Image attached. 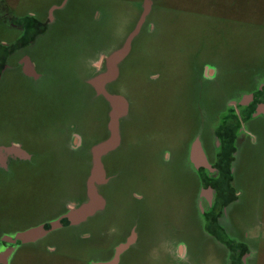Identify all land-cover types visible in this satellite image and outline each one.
<instances>
[{
    "label": "rangeland",
    "instance_id": "374dc122",
    "mask_svg": "<svg viewBox=\"0 0 264 264\" xmlns=\"http://www.w3.org/2000/svg\"><path fill=\"white\" fill-rule=\"evenodd\" d=\"M51 1L65 7L27 53L42 79L33 84L23 76L0 86V143L30 157L0 168V231L39 225L85 199L90 147L104 138L108 118L107 102L86 80L134 27L143 3L25 0L15 10L42 14ZM157 5L149 32L146 21L110 88L128 100L130 113L120 147L104 158V211L24 246L14 264H92L133 234L119 264H225L227 249L203 228L209 202L200 194L208 188L198 184L189 150L199 139L208 165L202 168L212 169L210 130L230 97L251 88L245 69L264 70V0H153ZM13 33L0 28V38ZM203 62L213 64L219 80H201ZM251 130L254 143L240 144L233 179L239 199L229 226L251 250L245 263L264 264V119Z\"/></svg>",
    "mask_w": 264,
    "mask_h": 264
},
{
    "label": "flooded vegetation",
    "instance_id": "af4514ba",
    "mask_svg": "<svg viewBox=\"0 0 264 264\" xmlns=\"http://www.w3.org/2000/svg\"><path fill=\"white\" fill-rule=\"evenodd\" d=\"M24 1L25 0H17V4L14 6L10 5L8 0H0V28L4 25L5 27H10L14 31L12 38H0V86L9 82L17 83L21 77L23 78V76L27 77L33 84L38 83L42 79L43 74L36 73V75H34L33 73H30L31 70L34 71L36 63L29 58L27 53L29 49L33 48L37 41L55 24L56 15L54 12L57 9L65 7L61 1L58 4L55 3L56 1H51L43 6L44 11L42 14L32 12L31 10L20 14L15 10V8L18 10V7H21ZM31 65H33V67ZM253 67L251 73L245 74L246 76H250L252 79L253 84L251 85V88H249L250 86L248 88L246 86L239 93L237 92L233 97H230L231 99L227 102L226 107L224 108L225 111L221 114L220 120L216 123L213 129L210 130L213 136V142L216 140V143L214 142V146H212L211 149V162H213L212 169H203L202 164L191 161V145L195 139L191 142L189 150V161L193 165V168L197 171L198 184L200 183V185H204L208 188L207 192H202L200 194L202 198L205 197L209 202L208 209L204 212V216H201L203 218V228L205 223H211L213 221L212 219L214 217L212 216V213L220 211L222 219H220V216L217 217L218 223L216 229L223 237L231 241L233 240L232 245L229 246L223 241V239L218 238L217 235L214 236V241L222 245L228 251L224 259L225 264H240L239 262H241V264H246L244 258L251 253V250H244L245 246L248 247L247 243H244L241 239H238L237 236L232 235L230 232L229 213H231L239 197L235 201L232 200L226 204H224L223 201L230 196L231 188L236 189V182L233 179L236 173V165L239 160L238 156L241 148L240 144H243V142H245L244 140H248L249 144L254 143V133L251 130L252 125L258 120L264 119V109H260L261 105H264V70L261 69L258 71L256 68L253 70ZM209 69L214 71L212 75L207 74ZM201 76L207 81H215L219 80L220 72H217V69H215L213 64L203 62ZM234 125H238L239 127L237 133L238 137L235 138L234 142H222L219 135L216 134L217 128L223 126V132L226 133L228 132V129ZM197 136L200 137L199 133ZM231 144L235 146L236 149L231 153V155H229L228 148ZM5 148L8 147H5L3 143H0V168L4 167L8 171L10 167L5 165L6 163H18L19 161L30 159L28 155H25L23 151H19L17 148L12 152H6ZM4 156H7L8 158ZM231 156L233 157V160L231 159ZM203 174L208 178V180H204ZM229 175H231V178L227 179ZM221 181L224 182L222 183ZM207 183H211V185L209 186ZM236 194L238 195V192H236ZM4 212L5 207L0 205V223L5 220L3 216ZM61 215L56 218L54 217L53 219H46L40 224H43L47 229H50V223L59 218ZM61 221L62 226L60 228L50 230L45 236L35 241L23 242L16 239V234L37 226L36 224L23 229L17 228L12 231H8V229L1 230L0 264H14V258L20 251L23 250L24 246H31L38 240L49 236L51 233L59 229L77 226L72 225L66 218L61 219ZM224 225H227L226 228ZM135 229L136 228L132 229L130 234ZM128 237L129 236L116 243L114 245V249ZM7 250L11 251L8 258L1 257V254ZM124 253L125 251L120 255L119 261ZM114 254L115 250L112 251L109 257L101 259L97 262H92V264L109 263L113 259ZM238 256H240V260H238ZM182 258H186V251L185 254L182 255ZM119 261L116 264H119Z\"/></svg>",
    "mask_w": 264,
    "mask_h": 264
},
{
    "label": "water",
    "instance_id": "95a60500",
    "mask_svg": "<svg viewBox=\"0 0 264 264\" xmlns=\"http://www.w3.org/2000/svg\"><path fill=\"white\" fill-rule=\"evenodd\" d=\"M152 8L153 0H143L142 11L134 27L129 31L122 43L104 57L102 66L97 69L96 73L86 80L93 88L95 96L102 97L107 102L108 120L106 125L107 132L104 138L90 147L89 173L85 183V199L79 205L69 207L59 218L53 220L50 223V229L40 224L17 233L16 239L23 242L35 241L45 236L50 230L60 228L62 226L61 219L63 218H66L72 225H79L90 217L104 211L106 199L101 193V188L107 185L110 180L105 168L104 158L120 147L122 142L121 122L130 113L128 100L121 94L112 91L109 85L119 79L123 63L131 54L134 41L139 37L143 25L152 12ZM30 73L36 75L33 70ZM260 109H264V105H261ZM15 149L13 146L5 148L6 152H12ZM205 160L201 142L199 139H195L191 145V161L199 162L208 167ZM135 239L136 235L133 234L120 243L115 249L111 262L104 264L118 263L120 255L135 242ZM10 253L11 251L7 250L1 254V257L8 258Z\"/></svg>",
    "mask_w": 264,
    "mask_h": 264
},
{
    "label": "trees",
    "instance_id": "16d2710c",
    "mask_svg": "<svg viewBox=\"0 0 264 264\" xmlns=\"http://www.w3.org/2000/svg\"><path fill=\"white\" fill-rule=\"evenodd\" d=\"M213 1V0H212ZM232 2V1H231ZM231 2H229V4L231 5ZM213 3V2H212ZM213 5V4H212ZM159 8V6L157 5V6H154V8H153V10H152V13L149 15V17H148V19H147V22H146V29H145V31H147V32H149V25H150V23H151V19H152V16H153V13H154V11L156 10V9H158ZM218 15V16H217ZM214 16H217V17H219V18H228L227 17V15L226 14H224V13H219V14H215ZM251 17H255L254 18V20L253 21H255V23L253 24V26L254 25H257V23H258V19H257V16H251ZM230 18L231 19H235V20H238V19H241L242 18V20L244 21V19H246L245 17H244V15L241 17L240 15L239 16H237L236 14H233V15H230ZM253 19V18H252ZM151 20V21H150ZM245 22H247V20L245 21ZM126 62V61H125ZM252 67H253V65H251V67H249L248 69H246L245 70V72L247 71V73H251V70H252ZM122 68H123V66H122ZM256 67L254 66L253 67V70L255 69ZM261 69H263V68H261ZM261 69H257L258 71H260ZM202 71V70H201ZM201 71H199V74H200V78H201V80L202 81H207V80H205V79H203V77L201 76ZM96 73V71L93 73V75ZM124 76V75H123ZM201 83V82H200ZM203 83V82H202ZM116 84H118L117 83V81L115 82V83H112V84H110L109 85V88H113ZM105 101V100H104ZM106 102V101H105ZM224 116V115H223ZM222 116V117H223ZM238 125H234L233 127H231V128H229L228 129V132H226V133H224L223 132V126H220V127H218L217 128V132H216V134L217 135H219V138H220V140L222 141V142H227V141H230V142H234V140H235V138H237L238 137V135H237V133H238ZM122 134H123V131H122ZM124 135V134H123ZM237 135V136H236ZM123 139H124V136H123ZM237 140V139H236ZM229 150H228V154L229 155H231V153L233 152V151H235V146H233L232 144L230 145V147L228 148ZM231 159L233 160V157L231 156ZM221 168L223 169V167L221 166ZM228 172V171H227ZM228 174V173H227ZM231 178V175H229L228 177H227V179H230ZM207 180H208V178H206ZM222 183L224 182V181H221ZM238 195L236 194V190L235 189H233V188H231L230 189V196L228 197V198H226L224 201H223V203L224 204H226V203H228L229 201H235L236 199H238ZM220 210V209H219ZM219 214H220V211H218V212H215V213H212V216L214 217L212 220V222L211 223H205L204 224V228L207 230V232H209V233H212V234H215V235H217L218 236V238H220V239H223V241L225 242V243H227L229 246H231L232 245V241L231 240H228L227 238H225V237H223L221 234H219V232L217 231V229H216V227H217V217L219 216ZM202 218V217H201ZM202 222H203V218H202ZM244 248H248V247H244ZM240 256H238V260H240V258H239ZM240 264H241V262H239Z\"/></svg>",
    "mask_w": 264,
    "mask_h": 264
},
{
    "label": "crops",
    "instance_id": "0c3cea01",
    "mask_svg": "<svg viewBox=\"0 0 264 264\" xmlns=\"http://www.w3.org/2000/svg\"><path fill=\"white\" fill-rule=\"evenodd\" d=\"M134 47V46H133ZM108 105V104H107ZM107 120H108V118L106 119V123H105V131L107 132V128H106V125H107ZM121 124H122V122H121ZM121 129H122V127H121ZM123 131V130H122ZM106 132H105V134H106ZM105 134H104V136H105ZM76 206V205H75ZM68 209V208H67ZM66 209V210H67Z\"/></svg>",
    "mask_w": 264,
    "mask_h": 264
}]
</instances>
